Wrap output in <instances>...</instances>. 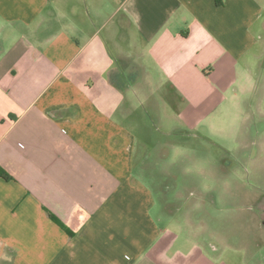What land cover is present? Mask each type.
<instances>
[{"label": "crops", "instance_id": "0c3cea01", "mask_svg": "<svg viewBox=\"0 0 264 264\" xmlns=\"http://www.w3.org/2000/svg\"><path fill=\"white\" fill-rule=\"evenodd\" d=\"M139 107L243 156L264 188V0H0V264H264L232 242L264 243V193L238 170L221 202L254 211L223 251L165 189L157 206L143 160L136 174Z\"/></svg>", "mask_w": 264, "mask_h": 264}, {"label": "rangeland", "instance_id": "374dc122", "mask_svg": "<svg viewBox=\"0 0 264 264\" xmlns=\"http://www.w3.org/2000/svg\"><path fill=\"white\" fill-rule=\"evenodd\" d=\"M145 110L146 109L143 107L137 108V111L140 112L139 115L146 116L147 122L145 128L141 125H137L134 130L138 138V145L136 146V174L138 175V171L143 160V163L146 162L149 171H151V173H149L152 175L150 179L146 175L147 183H151L153 185L157 206H163V204H160L159 202L161 197L164 198L162 194L165 189L166 195L168 194V203H165L169 208L168 210H170L176 218L183 221V223H185L184 220L189 215L198 230H202L203 227L201 226L204 224L207 229L205 232L206 234H202L203 236L201 235L200 238L199 236H196V238L206 240L210 239L215 246L222 248L225 231L232 229L233 232L238 233L241 229L240 224H238V222L233 218V214L242 215L244 218L242 219L243 221L245 220V217L247 218V216H249V213L254 211V206L250 203H245L246 201L241 205L235 206L238 211L230 210V204H224L221 202V198L227 196L223 192V184L225 183V180H227L225 169L233 172L238 170L237 174L242 175V180L249 184V193L253 192L255 189L262 190L264 193V188L260 189L259 187L256 188L252 186L254 185V182L256 184L257 182L255 180V172L250 170L251 167L248 168L249 161H247V159L245 160L243 156H239L237 154L231 157L221 156V153L214 150V148L208 144V141L202 137L189 139L185 136L180 137V135L175 134L172 136L163 134L162 131L158 129L159 127L155 120L149 117ZM142 137H144V144H146L143 148L142 141L140 140ZM255 149L256 147H251L250 145L249 150ZM182 150H187L193 155L180 157L175 155L174 152L179 154ZM161 151L162 154H164L165 159H167L166 161L161 159L163 158L161 156ZM144 155L147 156V161H144ZM237 158L240 159L238 160ZM256 158L257 155H253V161H251L253 165ZM241 166H244V169L248 168V171H242L240 168ZM178 167H182V172L179 171ZM171 175L174 177L172 176L173 178H171ZM164 180H166L167 185L165 186L163 184L164 186L161 188L160 182ZM261 180L263 179H258L257 181ZM177 183L180 185L179 187ZM188 184H191L193 188H189ZM205 184L212 185L210 188V194H203V191H208V189L204 187ZM183 185L186 187H183ZM176 190L179 192L181 191L182 194V197H180V200L178 201L177 198L175 199L171 197L172 193ZM240 195L246 198V195H243L242 193H240ZM204 197H208V200ZM209 198L211 201L214 200L215 204H212L211 201L208 203ZM168 213L169 216L170 212ZM212 231L214 233L213 237L207 235V232L212 233ZM261 238L264 239L262 236ZM232 242L237 244L244 242L249 245V248L244 247L242 250H244L245 253L248 251L250 253V258L252 255H256L257 258L261 257L257 250H264V243L263 245L258 243L255 234L245 236L244 238L240 235H237L236 237L233 236ZM256 244L258 245V249L255 248ZM223 248L220 251H223Z\"/></svg>", "mask_w": 264, "mask_h": 264}, {"label": "trees", "instance_id": "16d2710c", "mask_svg": "<svg viewBox=\"0 0 264 264\" xmlns=\"http://www.w3.org/2000/svg\"><path fill=\"white\" fill-rule=\"evenodd\" d=\"M5 178V177H4ZM53 220H54V218L53 217H51Z\"/></svg>", "mask_w": 264, "mask_h": 264}]
</instances>
